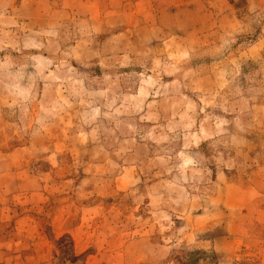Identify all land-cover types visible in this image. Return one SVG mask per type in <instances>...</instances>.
Segmentation results:
<instances>
[{
    "label": "rangeland",
    "instance_id": "rangeland-1",
    "mask_svg": "<svg viewBox=\"0 0 264 264\" xmlns=\"http://www.w3.org/2000/svg\"><path fill=\"white\" fill-rule=\"evenodd\" d=\"M264 264V0H0V264Z\"/></svg>",
    "mask_w": 264,
    "mask_h": 264
},
{
    "label": "trees",
    "instance_id": "trees-1",
    "mask_svg": "<svg viewBox=\"0 0 264 264\" xmlns=\"http://www.w3.org/2000/svg\"><path fill=\"white\" fill-rule=\"evenodd\" d=\"M195 254L196 253L193 252L190 256L188 255L186 264H196L199 261L200 257H196Z\"/></svg>",
    "mask_w": 264,
    "mask_h": 264
}]
</instances>
